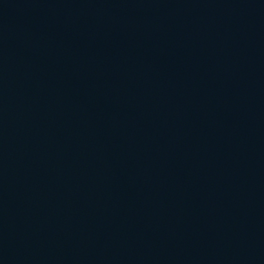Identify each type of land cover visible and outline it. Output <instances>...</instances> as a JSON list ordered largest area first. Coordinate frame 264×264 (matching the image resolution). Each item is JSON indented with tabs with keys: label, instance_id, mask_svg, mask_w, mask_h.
I'll return each mask as SVG.
<instances>
[{
	"label": "water",
	"instance_id": "water-1",
	"mask_svg": "<svg viewBox=\"0 0 264 264\" xmlns=\"http://www.w3.org/2000/svg\"><path fill=\"white\" fill-rule=\"evenodd\" d=\"M0 264H264V0H0Z\"/></svg>",
	"mask_w": 264,
	"mask_h": 264
}]
</instances>
